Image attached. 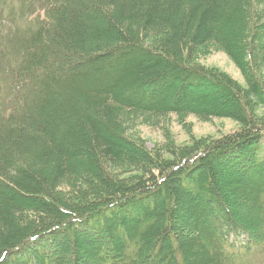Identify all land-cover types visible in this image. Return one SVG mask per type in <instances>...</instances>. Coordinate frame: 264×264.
Returning <instances> with one entry per match:
<instances>
[{
  "label": "trees",
  "instance_id": "1",
  "mask_svg": "<svg viewBox=\"0 0 264 264\" xmlns=\"http://www.w3.org/2000/svg\"><path fill=\"white\" fill-rule=\"evenodd\" d=\"M259 5L264 0H0V264H246L264 253V120L243 116L264 85L252 79L245 94L215 73L235 102L218 110L192 106L187 87L203 78L198 46L212 40L233 53L228 39L243 25L257 33ZM255 48L260 64L264 44ZM178 82L185 89L177 92ZM189 110L248 124L218 147L165 161L123 135L129 112ZM232 144L235 158L251 156L260 181L235 178L228 189L234 184L253 212L228 208L215 149ZM127 157L140 174L120 179ZM53 158L54 173L41 176ZM61 180L102 189L80 197L79 185L64 199L55 191ZM209 206L215 230L201 226Z\"/></svg>",
  "mask_w": 264,
  "mask_h": 264
},
{
  "label": "rangeland",
  "instance_id": "2",
  "mask_svg": "<svg viewBox=\"0 0 264 264\" xmlns=\"http://www.w3.org/2000/svg\"><path fill=\"white\" fill-rule=\"evenodd\" d=\"M254 7L264 10L262 5ZM243 8L246 9L247 7L243 6ZM262 22H264V18H262L258 23L257 33L253 30L251 31V28L245 24L243 25L244 29L242 30V34L237 40L233 38L234 40L232 41L229 37L228 41L232 44L234 54L229 53L217 41L209 40L204 45L198 46L197 52L195 53V64L198 67V69H196V74H199L200 77L203 76V78L201 81H198V84L193 85L189 83L187 86L189 87L190 94H192V98L189 99L192 106L202 107L207 103L211 109L218 110L235 104L230 90L224 83L220 82V79L215 76V73L217 75H224L225 77L237 82L244 90L245 94H252V90L249 87V83L252 79L257 80L259 85H264V57L261 63L257 64V61L255 60L256 55H254V51L256 49L255 47L258 42L259 45H261V43L264 44V29L261 28L262 26L259 27ZM233 23L236 24V26H239V21L236 19ZM250 37L253 39L251 40ZM259 53H257V55ZM200 68L203 71H198ZM183 89L185 88L182 82H178L176 91L178 92ZM261 97L262 96H251V100L254 101L255 104H251L252 107L247 106L249 111L246 109V114L243 115L246 119L247 117L248 119L251 117L252 119H256L258 121L264 120V97ZM233 109L235 112L242 114V111L240 112L237 106ZM137 113V111H132L124 115V117L126 116L127 118L126 124L127 131L129 133V135L123 134L125 139L130 140V143L133 142V144L144 145L149 155L155 153L156 151L160 152L164 161L173 159L180 151L186 149L193 151L186 156L191 157L192 154H197L200 150H209L214 144L216 145L213 147H218L219 144L216 143L217 141L241 131V129L246 127L248 124V122L243 124L241 119L235 118L236 116L233 117L232 114L228 113L219 115L208 114L207 116L194 113L190 110L189 112L185 111L181 113L169 112L163 116H157L154 114L139 115ZM130 116H132V118H130ZM255 130L256 129H254V131ZM262 140V143L264 144V137ZM170 146H174V149H170ZM127 148H129V150L133 149L130 144H127ZM230 149H233V144L220 148L219 151L218 149H215L216 153H221L224 161L218 167L223 169V173L219 175L220 181L226 180V186L224 189L227 192L226 200L228 208L232 210L234 208L239 212H253V208H250L249 210L244 205L243 199L240 197L243 194H237V191H232L235 185L233 184L231 186L233 188L229 190L227 184L230 182L233 183L235 178H249V181L253 180L255 183H258L260 181V177L250 171L249 163L251 162V156L244 157L245 155L239 151L241 159H238L234 157L238 152L234 150L231 151ZM127 159H129L132 163H130L126 168L121 170L117 169L120 179H128L140 174V170L137 169L136 162L132 161V159L128 157ZM58 160V158H53L49 164L47 163L45 167L43 166L44 169L40 171L41 176H45L49 179V177H51L54 173L53 165ZM75 183L77 185L74 186L66 180H61L56 184L55 191H60L61 194H63L64 199H66L73 191V187L80 185L81 191L83 192L89 189H92L91 191H93V189L97 187L96 184L93 187V185L89 182L77 181ZM99 187H97L99 188L97 189V192H100V189H102L101 186ZM83 194H87V192L82 193L80 197L83 196ZM261 195L264 200V195ZM76 197L77 195H74L73 198ZM205 198L207 199L206 196ZM79 200L80 199L77 201ZM242 202L243 204H241ZM209 207L206 208L207 213L205 222L201 224L202 228H206L207 230H211V228L214 229L211 222H209L211 221L210 214L214 211H212L211 206ZM126 211L128 213V209ZM31 216L34 217L35 214H31ZM30 219L31 218L28 217V220ZM26 223L28 225L31 224V222ZM24 225L25 224H23V226ZM175 226L182 229L184 233H191V230L183 227L180 222H176ZM77 231L82 233L81 229ZM68 234L69 233L67 232H63L61 237H65ZM236 239L238 241H234L235 245L242 247L246 244L247 238L245 235H241ZM42 243L44 242H40L39 244L42 245ZM225 245L227 246V244ZM246 264H264V253H256L254 255L250 254L249 260Z\"/></svg>",
  "mask_w": 264,
  "mask_h": 264
}]
</instances>
